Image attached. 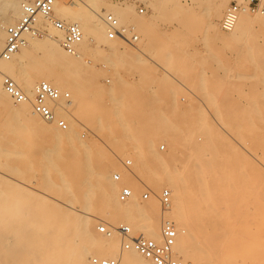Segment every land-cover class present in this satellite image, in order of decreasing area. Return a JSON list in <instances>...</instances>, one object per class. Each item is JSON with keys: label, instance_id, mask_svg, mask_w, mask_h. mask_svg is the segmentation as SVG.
<instances>
[{"label": "bare ground", "instance_id": "bare-ground-1", "mask_svg": "<svg viewBox=\"0 0 264 264\" xmlns=\"http://www.w3.org/2000/svg\"><path fill=\"white\" fill-rule=\"evenodd\" d=\"M23 1L4 2L9 13L4 25L20 13ZM78 1L73 7L69 0H56L55 6V13L59 11L82 26L84 37L75 53L63 47V32L40 16L37 27L43 37L27 33L26 42L14 55L0 60L2 72L13 77L27 95V99L15 101L0 79V106L4 109L0 156L11 152L14 158L5 162V168L39 186H33L37 192L0 176V264H90L93 254L117 256L119 264H148L135 248L123 249V238L117 231L96 234V218L110 225L120 219L159 241L166 218L178 230L173 255L186 262L264 264V190L247 191L251 186H264V172L262 166L245 159L248 155L264 159V43L257 39L254 28L259 24L264 32V12L251 14L245 7L234 26L220 31L215 20L229 0L212 1L208 27L230 43L239 39L249 42L242 55L254 68L247 75L257 83V94L244 103L233 94V84L218 88L207 85L203 101L209 105L212 119L202 110L192 113L191 120L199 124L193 129L185 127L179 115L151 106L153 99L123 78H114L109 87L92 82L94 75L87 62L93 59L88 57L86 35L98 43L111 39L106 36L104 13L97 10L98 0ZM186 3L191 4V0ZM110 6L120 16L126 12L125 6L107 4ZM137 24L148 29L144 21ZM3 35L4 28H0V44L4 43ZM118 40L110 42L112 51L104 54L105 62L123 61ZM33 48L42 50L36 59L30 55ZM172 58L166 55L168 63L174 62ZM182 67L186 74L194 72L191 66ZM37 79L60 91L68 87L74 95L70 101L60 98L50 102L56 115L52 120L36 107L39 81L34 87L33 83ZM74 115V119H85L86 126L113 152L102 154L80 138ZM58 118L66 119L68 127L62 128ZM159 136L169 143L166 154L155 149ZM33 147L40 149L37 157L29 152ZM128 148L134 151L137 164L129 170L120 169L122 180L117 182L109 169L121 161ZM137 178L151 189L149 199L137 196L141 185ZM124 184L132 189L128 201L118 195ZM163 186L172 192L171 206L165 213L159 193ZM73 203L83 206L86 215L76 211ZM248 203L254 205L252 212Z\"/></svg>", "mask_w": 264, "mask_h": 264}, {"label": "rangeland", "instance_id": "rangeland-1", "mask_svg": "<svg viewBox=\"0 0 264 264\" xmlns=\"http://www.w3.org/2000/svg\"><path fill=\"white\" fill-rule=\"evenodd\" d=\"M5 1L0 0V28H4L3 42L6 35L5 26L16 22L22 14L21 4L20 13L14 18H11L13 20L12 22H10L11 20L6 21L7 24L4 25L2 22H4V18L9 14L8 10L3 7ZM69 1L72 2L71 0ZM212 1L191 0V4H188L186 0H98L99 8L97 10L102 13H106L105 11L113 12L121 24L133 26L139 38L133 43H129L121 37L118 40V37L110 38L106 34L112 41H100L98 43L92 36L87 34V43L90 47L88 57L93 59L91 63L88 64L87 62V68L93 72L92 82L109 87V85L114 83V78H123L132 86L143 89L145 97L149 96L153 99L151 106L154 105L155 108H160L169 115H179L180 122L185 127L189 126L188 128L193 129H195L194 127H198L199 124L191 120L190 115L192 113L195 114L199 110H202L212 119L211 112L208 109L209 105L203 101V94L207 85L218 88L226 86L229 83L233 84V94L239 97L242 102L248 103L257 94V83L254 82L252 76L249 77L247 75L254 68L250 60L242 55V51L246 49L245 47L247 45L249 46V42L239 39L230 43L225 38L216 35L211 27H208V22L211 19L210 10ZM232 1L236 0H229L221 16L215 20L220 31H227L222 21L226 9ZM77 3L72 2L71 6L74 7ZM110 3L111 5L117 4L121 7L125 6V14L120 16L111 6L107 7V4ZM140 3L146 7L145 13L138 12V4ZM184 3L187 5H184ZM103 4H106V6H103ZM91 11L94 15L97 14L95 10L91 9ZM56 13L70 20L67 15L60 14L59 11H56ZM252 13L254 14V11ZM139 20L144 21L148 29L145 30V27L140 28L137 24ZM254 28L257 39L261 43H264V32L259 30V24H255ZM39 36L43 37V34ZM117 40V43H120L117 49L120 51L121 57L123 56V61L117 64H111L108 61L105 62L106 60L103 59L105 57L104 54L110 52L112 49H110V46H112L110 42L113 43ZM151 41L156 42L157 46H152ZM41 53L42 50L40 49L33 48L30 50L31 58L34 59L38 58ZM166 55L173 56L172 60L174 62L168 63ZM185 65L191 66L194 72L186 74L184 67H182ZM239 71H242L243 74H238L237 72ZM38 81L41 80H35L33 87ZM62 90L70 91L68 87H64ZM70 93L73 98L72 91ZM74 118L75 115L73 116ZM2 119L4 120V109L3 106H0V121H3ZM74 120L77 122L75 126L77 125L78 136L93 149H98L102 154L113 152L112 148L102 143L97 135L86 126L85 119L76 118ZM10 145L13 146L11 141ZM162 145H164V148H162ZM155 149L162 154H166L169 151V143L164 136L156 138ZM39 150L38 147H33L29 152L33 157H37ZM250 157L248 155L245 159L255 163L258 168L262 166L260 169L263 168L262 171L264 172L263 157L259 160L257 157ZM13 158L14 155L11 152L1 154L0 159L2 162L0 163V169L2 171H0V176L9 179L12 183L25 185V187L39 192V189L33 187H39L38 184H33L30 180L24 179L22 177L24 175L21 176V174H17L9 168L6 169L7 165L5 162H10ZM127 160H131L129 166H126ZM118 163L116 164L117 167L115 166L109 169L110 176L117 182L122 180L120 169L124 170L125 168V170H129V168L136 166L137 159L134 156V151L128 148ZM116 172L121 174L120 179H115L114 173ZM136 180L138 184H141H139L140 186L136 192L139 199H149L153 194L147 198L144 197L146 190L145 182L139 178ZM166 186H163L162 189ZM262 188L264 190V186H258L257 188L251 186L247 188V191L255 192L256 190H260L262 192ZM162 189L159 193H161ZM119 193L120 190L118 195ZM74 205L76 206V211L86 215V213H83V206L76 203ZM246 206L251 212L253 211L254 205L252 203H248ZM221 207H224V205ZM86 210L90 212L89 209ZM104 220L102 218H96L94 220L93 231L98 235H105L98 229V224ZM119 222H121L120 219L115 221L114 224L116 225ZM250 222L253 227H256V221L251 219ZM134 232L139 233L142 231L134 230ZM121 250L122 246L119 252Z\"/></svg>", "mask_w": 264, "mask_h": 264}, {"label": "built area", "instance_id": "built-area-1", "mask_svg": "<svg viewBox=\"0 0 264 264\" xmlns=\"http://www.w3.org/2000/svg\"><path fill=\"white\" fill-rule=\"evenodd\" d=\"M76 3L78 0H71ZM56 0H30L23 3L22 15L20 18L5 26V41L0 44V60L11 58L14 53L26 42V34L33 32L43 34L37 27V21L40 16L48 18L58 29L63 32L62 45L70 53H75L77 45L83 40L84 31L82 26L66 18L59 17L55 13ZM247 7L251 11L264 12V0H247L246 3L232 1L227 7L223 17L222 24L225 28H231L236 23L240 11ZM138 12L145 13L146 7L138 4ZM106 26L107 34L110 38L121 37L129 43H133L139 38L138 33L131 25H123L117 16L107 11L102 15ZM0 79L5 89L11 93L15 101L27 99L26 93L19 87L13 77L0 69ZM60 98L69 101L71 93L69 91H60L52 83L42 80L35 87V103L40 114L46 119L52 120L56 117L53 106L50 102L56 103ZM57 123L62 128L68 127V122L64 118H58ZM164 148V145H162ZM131 160H127L126 166H129ZM115 179H120L119 172L114 173ZM144 197L151 195V189L145 187ZM132 195V189L124 185L119 193L122 200H127ZM161 208L163 213L168 211L172 202V192L165 187L160 193ZM100 232L110 235L112 231H117L123 238V249L135 248L142 253L148 264H200L181 260L173 255L174 246L177 241L178 230L175 224L163 218L162 222V240L159 241L153 237L146 236L143 232L136 233L130 224L119 222L116 225H110L106 221L98 224ZM120 258L115 256H99L93 254L90 256V264H119Z\"/></svg>", "mask_w": 264, "mask_h": 264}]
</instances>
